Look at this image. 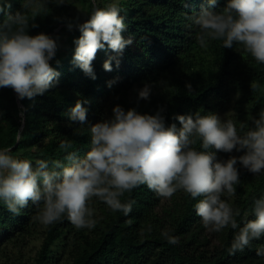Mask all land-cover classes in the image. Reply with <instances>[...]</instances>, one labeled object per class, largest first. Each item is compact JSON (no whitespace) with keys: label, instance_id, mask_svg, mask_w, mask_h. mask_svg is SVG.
I'll return each instance as SVG.
<instances>
[{"label":"trees","instance_id":"obj_1","mask_svg":"<svg viewBox=\"0 0 264 264\" xmlns=\"http://www.w3.org/2000/svg\"><path fill=\"white\" fill-rule=\"evenodd\" d=\"M114 2L126 26L122 36L132 43L122 54L107 45L99 50L92 61L93 79L73 61L74 41L81 35L77 25L94 9ZM228 2L217 0L211 10L220 12ZM6 3L10 8L0 12V24L7 14L23 12L29 18L28 35L44 33L57 44L49 64L59 75L43 95L21 99L11 87H0V151L7 149L13 158L29 160L34 167L39 160L50 168L53 161L67 163L70 152L84 157L91 148L90 127L112 119L116 105L140 114L160 111L166 126L175 123L178 128V115L216 114L221 121L233 120L240 135L253 127L251 118H258L264 108V64L239 44L224 48L221 41L209 40L201 48L196 42V30L189 27L186 16L208 8V0H64L62 4L33 0L31 9L23 8L25 0H0V6ZM106 60L111 71L103 67ZM145 85L150 86V96L139 99ZM77 101L87 110L86 123L69 118ZM62 142L70 147L60 148ZM193 147L204 151L200 140ZM243 154L216 153L219 160ZM236 167L235 194L225 193L222 199L239 211L234 218L242 227L255 219L254 203L264 198V172L254 175L239 162ZM201 198L193 199L182 190L162 198L141 185L120 197L124 203L134 201L125 216L93 197L88 201L96 221L92 229L75 228L66 214L43 225L31 201L18 215L0 201V264H5L1 259L9 250L21 254L36 238L40 243L34 255L26 262L17 258V264H264V256L257 255L264 237L231 254L238 229L205 228L194 207ZM164 232L179 242L169 243Z\"/></svg>","mask_w":264,"mask_h":264},{"label":"clouds","instance_id":"obj_2","mask_svg":"<svg viewBox=\"0 0 264 264\" xmlns=\"http://www.w3.org/2000/svg\"><path fill=\"white\" fill-rule=\"evenodd\" d=\"M57 2L62 4L64 0ZM208 3L209 7L198 15L186 16L189 27L196 30L199 46L206 48L209 40L221 41L224 48L239 44L257 63L264 64V0H229L220 12L211 10L217 0ZM32 4L33 0H25L23 8L31 9ZM5 7L10 8V4L0 6V12ZM28 26V16L19 11L7 14L0 24V87H11L21 99L43 95L59 75L49 64L57 50L56 41L44 33L28 35ZM77 27L81 35L74 41L73 61L93 79L92 61L99 50L107 45L122 54L132 43L122 36L126 26L115 2L94 9L90 18ZM103 67L112 70L108 60ZM150 91V86L145 85L138 98L147 100ZM86 111L77 101L69 118L86 123ZM112 111V119L90 127L91 148L82 158L70 152L65 156L67 163L53 161L50 168L47 161L39 160L34 167L29 160L13 158L7 149L0 151V201L17 215L31 201L38 209L36 219L43 225H51L66 214L75 228L92 229L96 221L92 219L94 210L88 206L91 198L128 216L134 201L124 203L120 197L146 185L162 198H170L178 190L193 199L202 197L194 207L205 228L215 232L228 226L238 229L231 254L264 237V198L254 203L255 219L242 227L234 218L239 211L222 199L225 193L235 194L238 162L254 175L264 172V108L258 118H251L253 127L243 135L233 120L221 121L216 114L178 115V128L175 123L166 126L160 111L155 115L140 114L119 105ZM197 140L204 151L193 147ZM69 147L66 142L60 144L62 149ZM233 150L244 154L217 159V152ZM162 235L171 244L179 242L167 232ZM257 255L264 256V246L257 249Z\"/></svg>","mask_w":264,"mask_h":264},{"label":"rangeland","instance_id":"obj_3","mask_svg":"<svg viewBox=\"0 0 264 264\" xmlns=\"http://www.w3.org/2000/svg\"><path fill=\"white\" fill-rule=\"evenodd\" d=\"M40 240L39 238L31 240L25 247L22 248L21 254L16 250H9L8 257L5 259H1V262H5V264H17V258H20V261L26 262L33 255L39 246ZM53 249L55 246L52 247Z\"/></svg>","mask_w":264,"mask_h":264}]
</instances>
